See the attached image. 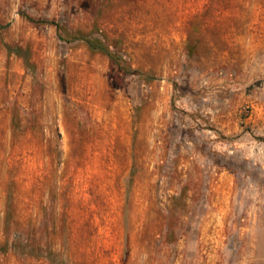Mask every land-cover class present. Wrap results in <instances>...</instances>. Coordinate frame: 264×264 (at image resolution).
<instances>
[{
	"label": "rangeland",
	"instance_id": "rangeland-1",
	"mask_svg": "<svg viewBox=\"0 0 264 264\" xmlns=\"http://www.w3.org/2000/svg\"><path fill=\"white\" fill-rule=\"evenodd\" d=\"M260 139L264 0H0V264H264Z\"/></svg>",
	"mask_w": 264,
	"mask_h": 264
},
{
	"label": "trees",
	"instance_id": "trees-1",
	"mask_svg": "<svg viewBox=\"0 0 264 264\" xmlns=\"http://www.w3.org/2000/svg\"><path fill=\"white\" fill-rule=\"evenodd\" d=\"M91 46L92 47H94V48H98V49H101V50H105L104 49V47H102L101 45H97V43L96 44H91ZM108 54L109 55H111V53L108 51ZM261 141H264V139H260ZM167 239H168V241H170V242H173L174 240H175V237H176V233H175V231H173V230H170V231H168V233H167ZM41 256H45V257H47L48 259L51 257V255H52V253H51V251H49L48 253H46L45 255L44 254H40ZM57 256H55L54 258H56ZM53 260H56V259H53ZM60 262H61V260H60Z\"/></svg>",
	"mask_w": 264,
	"mask_h": 264
}]
</instances>
